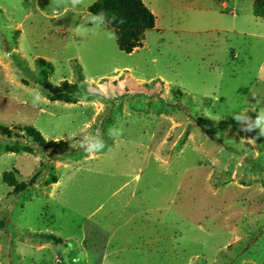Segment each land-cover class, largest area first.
Here are the masks:
<instances>
[{
  "label": "rangeland",
  "instance_id": "1",
  "mask_svg": "<svg viewBox=\"0 0 264 264\" xmlns=\"http://www.w3.org/2000/svg\"><path fill=\"white\" fill-rule=\"evenodd\" d=\"M143 1L126 52L93 0H0V264H264V17Z\"/></svg>",
  "mask_w": 264,
  "mask_h": 264
},
{
  "label": "trees",
  "instance_id": "2",
  "mask_svg": "<svg viewBox=\"0 0 264 264\" xmlns=\"http://www.w3.org/2000/svg\"><path fill=\"white\" fill-rule=\"evenodd\" d=\"M88 9L114 27L117 44L126 52H129L134 46L139 45L144 31L152 28L155 23L154 13L143 0H93L88 5ZM252 11L254 14L264 17V0H254ZM37 60L41 65V75L40 77L34 78L35 82L40 83L51 92L79 89L77 85L67 80H64L59 85H52L47 79L48 71L52 67L50 61L43 57H38ZM18 126L31 137L30 140L26 141L29 147L35 146L47 154H52L53 152L62 150L66 145V142L62 139H46L41 135L39 129L32 124ZM0 129L8 133L11 131V128L3 124L0 125ZM4 178L9 184L15 182L10 171L4 173ZM40 235L56 242L61 241L60 236L53 232L43 231Z\"/></svg>",
  "mask_w": 264,
  "mask_h": 264
},
{
  "label": "crops",
  "instance_id": "3",
  "mask_svg": "<svg viewBox=\"0 0 264 264\" xmlns=\"http://www.w3.org/2000/svg\"><path fill=\"white\" fill-rule=\"evenodd\" d=\"M80 235L78 234L75 238L73 237V245H75V246H77L78 244H80L81 242L83 243V239L81 238V237H79ZM66 246V245H65ZM72 246V245H71ZM78 247H79V245H78ZM83 250H85V249H83ZM92 258H94V256H92ZM112 258V257H111ZM107 259V260H106ZM113 260V262H116L117 261V259H114V257L112 258ZM100 261V263L99 264H108L107 262L108 261H110V258H109V256L106 254V255H102V257L99 259ZM111 264H112V262H111ZM255 264H263V263H255Z\"/></svg>",
  "mask_w": 264,
  "mask_h": 264
}]
</instances>
